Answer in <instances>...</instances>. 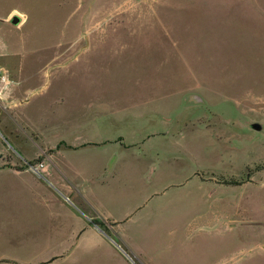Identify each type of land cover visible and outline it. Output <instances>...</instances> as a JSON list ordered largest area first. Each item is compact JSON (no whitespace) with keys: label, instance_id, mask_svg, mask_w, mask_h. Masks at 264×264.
<instances>
[{"label":"rangeland","instance_id":"374dc122","mask_svg":"<svg viewBox=\"0 0 264 264\" xmlns=\"http://www.w3.org/2000/svg\"><path fill=\"white\" fill-rule=\"evenodd\" d=\"M82 52L106 59L52 73ZM0 69L10 81L0 89V133L23 136L19 107L8 102H24L25 89L42 81L49 90L34 92L22 109L48 143L77 133L69 122L84 116L90 98L105 100L89 106L104 116L96 129L104 135L138 141L161 132L146 147L122 151L120 166L110 168L121 198L109 209L114 218L146 202L143 177L157 189L168 186L144 215L120 224L133 241L174 246L177 264H264V0H0ZM42 162L39 156L28 167ZM216 178L223 187L213 186ZM76 198L61 201L84 226L122 245L113 224L92 225L101 219ZM42 216L19 209L0 176V264H124L108 241L79 249L67 263L3 260L37 259L56 248L40 236Z\"/></svg>","mask_w":264,"mask_h":264},{"label":"crops","instance_id":"0c3cea01","mask_svg":"<svg viewBox=\"0 0 264 264\" xmlns=\"http://www.w3.org/2000/svg\"><path fill=\"white\" fill-rule=\"evenodd\" d=\"M89 57H95L98 61L100 59L105 61L106 59L97 55L93 56V53L82 52L78 58L68 59L71 62L70 67H67L68 61L64 66L60 65L53 68L52 73L54 71L73 70L84 59H88L86 63L90 65L91 63L95 65L98 62L90 61ZM38 84L35 85V88H30V90L25 89L26 94L29 93V98H22L23 101L25 100L24 102L18 99H10L8 102L10 105L7 108L19 107L14 114L15 123H18L20 127L21 125L26 127V129L21 128L24 133L23 136L5 133L6 131L0 133V176L8 180L10 197H14L18 201L19 209H33V212L45 215V218L43 216L40 218V222L42 221L41 225H43L40 236L52 237L53 240L49 242L51 246L55 245L56 248L48 249L45 255L37 259L3 260L16 263H48L51 260H54L52 263H55L63 260L67 263L73 260L79 249L86 247V250L91 252L95 249L97 243H106L108 241L109 243L107 242V244H110L124 264H177L175 258L171 256L175 251L174 246L168 247L162 243L155 244L153 242L140 244L133 241L129 235H126L127 233L123 229L125 226L120 225L127 223L129 220L135 221L139 214L144 215L143 211L147 210L148 203L153 202L157 197L163 196L168 186L157 189V187H153L150 178L143 177L140 182L144 186L148 185L147 187H149V190H144L142 193V200H146V202L127 205L129 207L128 211H131L130 213L133 212V214L125 219L114 218L109 210L119 206V199H121L118 196L120 191L114 187L116 180L109 177L111 172H113L110 168L120 166L123 160L122 151L140 144L146 147V142L160 135L161 132L147 133L144 136L145 138L142 140L140 138L138 141H135L134 137L131 138L125 133H119L114 137L104 135L100 130H96L99 126L98 122L106 121L104 116L101 113L91 112L89 106L91 104H103L105 100H92L90 98L85 105L84 116L69 122L77 130V133L71 138L61 134L56 139V142L48 143L45 139L44 128L36 124L22 109L29 106L34 92H38L37 90L40 92L49 90L50 82L42 81ZM17 102L18 104H16ZM88 108L89 111L87 113L86 110ZM111 119L117 124L116 118ZM79 129L80 131L78 132ZM253 129L257 130L254 126ZM88 130L90 131L89 135H85ZM31 133L36 136L34 139ZM28 147L34 149L35 156L28 155ZM48 151L51 153H48ZM39 156L43 157V162L41 163L43 166L39 168L37 173L30 169L28 165L32 164L33 160ZM129 165L132 166V163H129ZM84 166H86V172L83 169ZM153 170V172H156V169ZM209 179L201 178L202 181H209ZM215 182L213 184L214 187L224 186L218 183L217 178ZM118 183L121 185V182ZM61 197L73 204L77 199L76 197H78L82 203L91 206L99 219L113 224L116 230L114 234L121 240L122 245H117L110 237H105L104 233L97 229L96 226H84L83 218L79 217L73 210L66 208L61 201ZM66 212H70L71 215ZM161 212L165 215L164 211H159L158 213ZM87 219L90 222L89 216ZM166 229L167 235L176 234V231L172 230L173 228L167 227ZM36 236V233L33 232L31 237L35 242H37ZM110 242L121 251L123 256L113 248ZM163 253L164 256L162 255Z\"/></svg>","mask_w":264,"mask_h":264},{"label":"built area","instance_id":"2783aa9c","mask_svg":"<svg viewBox=\"0 0 264 264\" xmlns=\"http://www.w3.org/2000/svg\"><path fill=\"white\" fill-rule=\"evenodd\" d=\"M9 78H8V76H7V74L4 72V71H2L1 69H0V89H7L8 88V85H9ZM40 166H42V165H40ZM40 166H32L30 169H32V170H34L35 172H39V167Z\"/></svg>","mask_w":264,"mask_h":264},{"label":"water","instance_id":"95a60500","mask_svg":"<svg viewBox=\"0 0 264 264\" xmlns=\"http://www.w3.org/2000/svg\"><path fill=\"white\" fill-rule=\"evenodd\" d=\"M12 23L15 24V25L19 24L20 23V18H18V17L13 18ZM254 128L259 130L260 126L256 124V125H254Z\"/></svg>","mask_w":264,"mask_h":264},{"label":"trees","instance_id":"16d2710c","mask_svg":"<svg viewBox=\"0 0 264 264\" xmlns=\"http://www.w3.org/2000/svg\"><path fill=\"white\" fill-rule=\"evenodd\" d=\"M92 225H98L99 227L102 226L103 224L105 225V222L102 220H92L91 221Z\"/></svg>","mask_w":264,"mask_h":264}]
</instances>
